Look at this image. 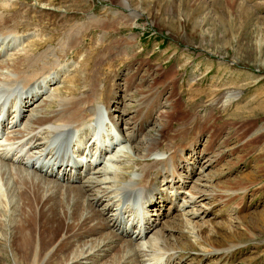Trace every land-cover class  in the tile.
I'll list each match as a JSON object with an SVG mask.
<instances>
[{
  "label": "rangeland",
  "instance_id": "obj_1",
  "mask_svg": "<svg viewBox=\"0 0 264 264\" xmlns=\"http://www.w3.org/2000/svg\"><path fill=\"white\" fill-rule=\"evenodd\" d=\"M126 1L130 8L122 0H14V5L1 11L14 14L20 8L21 21L25 15L32 16L41 38L32 41L27 57L38 59L35 69L41 64L51 67L56 82L49 87L58 88L54 96L59 90L63 98L80 99L87 88L94 93L93 100L114 109L117 120L129 129L132 113L145 116L153 107L164 113L154 114L152 124L128 153L134 159L132 171L150 161L141 155L151 137L168 130L171 123L182 126L184 141L192 142L202 135V144L215 159L204 169L203 187L194 189L202 197V192L218 194L219 203L204 219L173 218H179L180 226L187 221L190 224L183 230L180 227L181 236L173 233L179 227L171 224L170 234L181 241L170 238L175 243L172 250L186 255L194 251L199 257L215 259L217 252L237 246L245 260L236 259L231 264H264V225L258 221L264 212V0ZM68 83L70 90L63 91ZM93 100L89 99V106ZM48 108L56 109V103ZM175 128L171 126L170 132ZM128 160L121 159V164L130 165ZM148 164L142 166L141 173ZM83 181L76 183L88 187L86 200H78L80 206L98 192L87 176ZM46 204L47 210L55 211L53 216L64 221L73 212V203ZM98 207L108 217L114 213L109 211L108 200ZM32 214L26 209L17 211L13 218L10 212H0V264H30L35 259L34 252L29 262L22 257L25 252L22 254L17 236L19 216L31 221ZM244 215L248 217L241 219ZM31 229L32 236L37 233L40 237L39 243L51 246V253L64 242L62 231L53 237L49 226L44 233L36 225ZM229 230L238 235L227 233L232 240L220 237L226 242L216 246L221 250L204 242L205 236L216 238L217 232ZM31 243L32 249L38 245ZM50 258L47 250L43 260Z\"/></svg>",
  "mask_w": 264,
  "mask_h": 264
},
{
  "label": "bare ground",
  "instance_id": "obj_2",
  "mask_svg": "<svg viewBox=\"0 0 264 264\" xmlns=\"http://www.w3.org/2000/svg\"><path fill=\"white\" fill-rule=\"evenodd\" d=\"M11 2L9 0H0V11L7 10L9 6H12ZM122 3L126 8H130L128 1L122 0ZM130 10L132 15L137 16L135 11ZM1 12L0 27L5 28L7 31H14L15 28H13L10 20L3 16ZM3 28H0L1 33H3ZM1 33L0 36H2ZM31 37L28 36L27 40H30ZM3 43L4 41H2ZM2 46L0 45V86H7L11 89V92L18 90V96L15 98L7 96L3 99L5 101L0 103V212H10L14 218L15 215L18 216L17 211L24 212L26 209L33 211L31 221L25 220V217L23 216V218L22 215L19 216L22 219L18 220L17 236L18 241H21L22 254L25 252L21 256L28 260L33 256L34 252L35 259L32 260L31 258L32 262L30 264H170L171 254H173L170 246L175 244L171 242L170 238L174 242L181 243L176 234L181 236L183 228L187 227L190 221L180 226L177 223L178 218L177 221L172 220L170 223H165L162 227L164 230L162 228L157 230L159 226L156 228L155 220L149 222L151 215L148 210L142 209L141 205L146 200H142L138 196L136 198L131 196L130 192L139 194L141 189L145 190L146 196H151L154 192V182L156 179L152 180L150 178L148 170L151 163L144 167L143 173L140 172L134 177L124 180L123 173L118 170L121 169L120 164L115 163L118 160L102 159V161L91 167V170L84 175L87 176L88 181L92 185L89 184L91 187H93L92 177L95 179L93 188H96L98 192L96 191V196H92L94 198H90V201L87 199L88 202H84L80 206L78 200L80 198L82 200L85 198L86 200V190L88 187L85 184L76 185L74 182L77 181V177L74 180H70L69 177L66 178L68 172L65 171L71 167L68 160L61 162L58 171L62 173H60L59 177H56L53 168L59 148L51 144L54 140L66 136L67 138L62 141L61 146L64 145L63 158H67L69 156L71 141L76 137L77 133L79 138L83 136L79 134V126L90 123L100 115L101 106L98 105L99 101H94L93 103L90 101L92 104L89 106L87 105L88 100L92 99L89 95L83 98L79 96L80 99L73 97L72 102L68 106L63 105V108L54 110L48 108V106L64 96L59 95V90L56 91L57 94L55 96L54 94L47 95L46 98L41 99L37 103L35 102L43 94H47V92L42 93L37 98L35 96L30 97L29 94L28 97L24 98L20 87L32 85L31 88L33 89L37 85L35 91L39 93L38 86L39 88H45L46 83L51 81V76L44 74L50 68L44 72L42 70L45 67L34 70L31 68L20 69L23 63L28 60L26 59L28 53L23 52L11 58L9 54H16L17 51L14 49L7 51V45H5L4 49ZM29 47L31 45L27 43L26 48ZM37 54L35 55L37 56ZM35 83L37 84L34 85ZM69 87L68 83L67 88L64 87L63 91L70 90ZM4 91L2 89V93L0 92V94H3ZM67 98L65 97V99ZM63 101L64 99H61L59 102L62 103ZM6 103L10 104L7 110H5ZM30 105H34V108H31V110H29ZM26 111H28L27 114ZM108 112L113 114V112L109 111V108ZM10 114L11 116L9 117ZM113 116L115 117L116 115ZM38 134L41 137H38ZM42 139H44V143L38 144L42 142ZM158 142L157 136L151 137L144 156L153 154L158 148ZM128 148L129 150H133V145L129 144ZM123 152H125L123 149L119 150L114 157ZM167 157L158 160H164L168 165L167 172H170L172 162H169ZM36 163H40L41 167L35 168ZM153 164L158 163L153 161ZM99 174L103 176H99ZM61 175L63 177H60ZM84 176H79L80 183L81 181L84 182ZM247 176L248 178L250 177L249 174ZM164 178H166L165 175H160L159 182L162 183L161 180ZM105 181L106 183L102 185L101 183ZM80 183L77 182V184ZM122 193H126L127 196L129 195L128 198L139 204L140 207L137 213L143 220L142 225L138 227L134 219H128L130 220L128 225L132 232L128 229L127 221L120 211L121 207L118 205L122 200ZM196 194L198 193L195 191L191 193L192 196ZM167 195L166 193L164 197L167 198ZM104 200H108V203H110L109 209L116 206L112 209L115 211L110 217L107 216L105 210L98 207V204ZM53 201L68 202V204L73 203V212L70 211V214H67V221L53 216L55 214L53 209L47 210L46 202L50 204ZM94 205L97 210L94 208ZM99 212L103 214L100 215ZM96 213L97 216H95ZM49 214L51 215L49 216ZM246 217L248 215L242 216L241 219H245ZM72 219L75 221L73 222ZM258 221L264 225V212L259 214ZM171 224L179 227L173 229V233L176 231L174 235L170 234L169 229L171 228ZM2 225L4 224L2 223ZM34 225L42 233L49 226L53 237L56 232L62 231L61 236H64V242H61L58 248L52 244L54 252L51 253V246L39 243L40 237L37 233L36 236L31 235L33 234L31 228ZM256 225L258 226L257 223ZM180 227L182 232H180ZM236 232L232 230L225 233L217 232L218 237L205 236L203 239L211 248L221 250V248H217L216 246L224 245L226 242L223 243L220 237L232 240L227 233L235 236L238 235ZM133 234L136 235L133 237ZM201 234L198 231V236H201ZM31 241H35L41 247L37 245L36 248L32 249ZM47 250L51 254V258L43 260V256ZM208 255L210 256L211 254Z\"/></svg>",
  "mask_w": 264,
  "mask_h": 264
}]
</instances>
